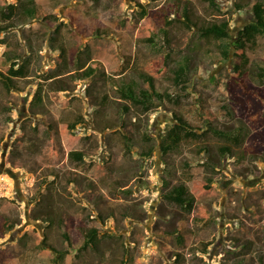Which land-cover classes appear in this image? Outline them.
<instances>
[{
    "label": "rangeland",
    "instance_id": "374dc122",
    "mask_svg": "<svg viewBox=\"0 0 264 264\" xmlns=\"http://www.w3.org/2000/svg\"><path fill=\"white\" fill-rule=\"evenodd\" d=\"M35 1L52 15L50 21H20L0 38V70L5 50L17 51L21 62L31 58L30 73L17 79L18 87L7 89L0 80V264H264V35L247 47L242 82L233 77L240 62L235 48L225 61L218 46L228 39L202 36L182 16L187 1L195 18L231 15L235 36L257 20L252 7L237 9L240 0H218V10L208 0ZM140 4L155 12L160 27L155 44L142 38L147 16ZM166 12L174 20L168 27L171 65H189L183 89L176 87L173 70L156 75L150 67L166 49ZM59 24L67 48L61 57L51 40ZM91 64L101 69L91 77L75 75ZM142 72L153 73L158 90L172 94L148 112L126 99L121 87L140 80ZM53 75L66 80V89L56 88V95ZM41 83L46 101L33 107ZM176 112L203 129L211 115L221 129H244L243 140L223 155L219 147L228 142L207 132L164 153L161 142L177 123ZM80 115L86 123L66 130ZM125 135L132 136L131 147ZM73 150L84 151V159L72 157ZM211 154L220 161L216 167ZM211 174L213 188L203 190L198 184ZM181 182L196 196L192 210L164 195ZM201 203L212 210L207 226L196 222ZM48 212L61 214L64 222L48 224L43 216ZM5 220L15 227L3 233ZM89 227L106 233L100 250L81 249ZM44 235L69 254L58 258L43 243Z\"/></svg>",
    "mask_w": 264,
    "mask_h": 264
},
{
    "label": "trees",
    "instance_id": "16d2710c",
    "mask_svg": "<svg viewBox=\"0 0 264 264\" xmlns=\"http://www.w3.org/2000/svg\"><path fill=\"white\" fill-rule=\"evenodd\" d=\"M208 1L213 7L218 10V0ZM249 5L252 7L257 20L252 23L246 24L238 31L235 36H233L230 32V25L232 21L231 15L224 17L220 20H204L200 17L195 18L192 15L193 12L191 10L189 1H187V3L183 6L182 14L187 26L197 27L200 30V35L208 38H214L216 41H220L225 38L228 39L227 42L218 43V46L222 48L224 54L223 60L225 61L228 60L231 56V47L235 48L233 53L236 57L240 58V62L235 63L233 77L242 82L244 81L245 74L247 72L246 67L250 61L249 55L247 53V47L249 44H254L257 42L258 35H264V0H240L237 3L236 8L242 9L246 8ZM140 7H142V14L147 16V20L141 25V32L143 35L142 38L149 44H155L157 42V35L160 32V27L156 21L155 12L151 13V11L148 10L143 4H140ZM163 8H166V5H164ZM163 16V21L165 24L163 28V34L166 49L163 50V52L160 54L159 59L150 61V67L156 73V75H165L171 70H173V75L175 77L174 82L176 84V87H180V89H183L186 87L187 82L190 80L189 65L187 62H183L174 67L171 65L173 53L169 47L173 46V44L172 32L168 27L174 23V20L169 19V14L167 12L163 14ZM0 17L2 18V21L0 22L1 38V35L4 31L16 27L20 21L23 22L37 18L49 22L52 15L47 12V10H45L43 7L38 5L35 0H21L18 2L11 3H7L6 0H1ZM61 30L62 25H57L53 35L51 36V40H55L56 43H58L56 49L60 50V57L67 50L65 43L62 41ZM4 55L5 57L3 62L5 64V70H0V80L5 84L7 89L12 90L13 88L18 87L16 83L18 78H25L29 75L31 58L27 57L23 62H21V55L17 51L12 49L5 50ZM66 61L67 60L64 59L61 62V65H66L67 63L64 64V62ZM7 62H10V64H7ZM85 65L86 61L84 62V65L82 67H85ZM99 69H101L100 66L91 64L87 68L80 71L78 74L75 73V75H80L84 78L91 77L96 72H98ZM261 70L263 72L262 75L264 76V69ZM202 72L204 73L203 70ZM53 77L55 78H53L51 85H55L53 90H55L54 94L56 95V88L60 87V89H66V80L61 76L56 77L55 75H53ZM139 77L140 80L132 79L123 83V85L121 86L122 90L124 91L123 96L126 99L130 100L139 109L144 112H148L151 110L157 100L163 101L167 97L169 99H172L171 93H162L158 90V87L156 85V77L153 73L142 72V74H139ZM44 86V83L38 85L37 93L31 103L33 107H41L45 103L46 91L44 89ZM130 109L131 105L126 107L125 111L128 112ZM257 113L258 117L262 114V112L260 111H258ZM174 117L177 119V123L169 130L167 138L161 142V149L164 153H168L169 151L178 148L184 141L188 139L200 138L207 132H213L215 135L228 142L222 144L219 147L220 152L225 155L226 153H232L233 143H239L241 140H243L244 137V129H221L216 124L210 122L211 115H206V129H203V126L201 127L200 125H195L181 113H174ZM47 123L49 125L48 131H54L55 126L53 125V123L50 121H48ZM79 123H86V119L82 115H80L76 120L70 121L66 126V130H74ZM125 137L128 142L127 146H130L133 142L132 136L125 135ZM154 147L155 145L152 144L148 148V150L145 151V154L151 156L154 151ZM203 151L209 152L210 149L206 146L204 147ZM85 154L86 153L81 150H73L70 152V155L72 157H75L76 159L81 161L84 159ZM211 159L213 160V167H216L217 164H220V161L213 159L212 154ZM214 179V174H211L207 176L205 180L199 182L198 186L203 190H211L213 188L212 182L214 181ZM166 185H169V182H166ZM164 195L169 201L174 202L187 210H192L196 207V196L193 194V192L189 190L186 183L181 182L175 184L168 191H166ZM198 208L200 215L196 218L197 223L203 226H207L211 222H213L212 210L208 204H198ZM43 216L46 218H44V220L48 221V224H52L55 221H58L59 223L64 222L62 215L59 213L57 214L55 212H48ZM14 227L15 224L13 222L11 223L10 221L5 220L2 228L3 233L12 230ZM179 231L181 233L180 236L184 238L183 232L180 229ZM83 233L85 236L84 244L81 249H87L90 247L95 250H100V242L106 236V233L103 232V229L99 227H89L84 229ZM65 235L67 240L71 244V234L66 233ZM47 238V235H44L43 243H45V245H49L56 252L58 258L65 257V254H69L68 251H63L56 248L53 244L48 242ZM209 244L210 242L204 243V246L202 248L203 252H208ZM180 256V254H177L178 260L180 259ZM122 263L123 262H121V264Z\"/></svg>",
    "mask_w": 264,
    "mask_h": 264
}]
</instances>
